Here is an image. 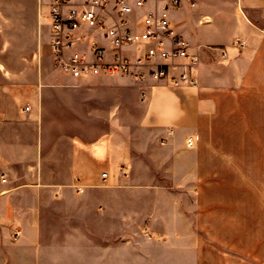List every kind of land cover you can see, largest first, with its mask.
<instances>
[{
  "label": "crops",
  "instance_id": "obj_1",
  "mask_svg": "<svg viewBox=\"0 0 264 264\" xmlns=\"http://www.w3.org/2000/svg\"><path fill=\"white\" fill-rule=\"evenodd\" d=\"M167 1L146 0L145 7L161 8ZM196 2L197 8L190 0L169 6L173 25L200 58L192 71L195 84L149 81L139 123L151 135L153 153H168L171 181L182 185L184 198L196 187L199 205L216 199L209 225L202 213L196 216L197 226L227 248L216 264H264V208H256L264 196L237 187L264 184V0ZM46 73L0 70V174L7 178L0 181V264L4 235L35 257L54 250L58 245L43 243L40 232L48 215L68 213L70 198L73 209H81L77 202L104 187L99 209L112 219L123 214L122 192L137 191L129 185L138 180L118 171L130 154L113 144L111 132L94 136L79 130L76 120L70 133L49 132ZM194 133L199 139L187 147ZM184 216V232L191 234L192 216ZM16 229L20 233L12 236Z\"/></svg>",
  "mask_w": 264,
  "mask_h": 264
},
{
  "label": "rangeland",
  "instance_id": "obj_2",
  "mask_svg": "<svg viewBox=\"0 0 264 264\" xmlns=\"http://www.w3.org/2000/svg\"><path fill=\"white\" fill-rule=\"evenodd\" d=\"M47 1L0 0V70H47L49 132L70 133L73 120L79 130H91L94 136L111 132L113 144L130 154L118 171L124 168L121 175L138 180L129 185L137 191L122 192L123 214H113L112 219L99 209L104 187L77 202L81 209H73L76 203L70 198L64 207L68 213L48 215L49 223L40 232L43 243L58 245L54 250L45 248L42 257H35L33 250L19 249L4 235L2 264H216L227 248L201 230L196 217L202 213L209 225L216 199L199 205L196 187L184 198L182 185L174 187L171 181L168 153H153L151 135L139 123L149 81L126 75L74 78L59 70L47 42ZM237 187L264 196L263 183ZM256 202L257 209L264 208V198ZM185 212L192 216L191 234L184 232ZM17 235L13 231L12 236ZM28 253L34 258L30 262Z\"/></svg>",
  "mask_w": 264,
  "mask_h": 264
},
{
  "label": "built area",
  "instance_id": "obj_3",
  "mask_svg": "<svg viewBox=\"0 0 264 264\" xmlns=\"http://www.w3.org/2000/svg\"><path fill=\"white\" fill-rule=\"evenodd\" d=\"M145 4L146 0H48L52 61L74 78L126 75L175 87L194 85L192 71L200 58L189 50L169 13V6L179 7L180 0H168L161 8ZM190 5L197 8L196 0ZM234 43L243 45L240 39ZM198 139V134L188 135L186 146L194 147ZM100 177L106 180L107 171ZM6 180L1 173L0 181ZM78 182L75 178V190L80 192Z\"/></svg>",
  "mask_w": 264,
  "mask_h": 264
}]
</instances>
